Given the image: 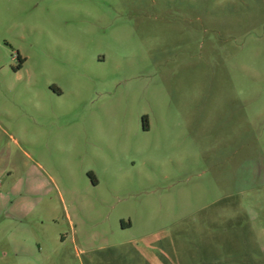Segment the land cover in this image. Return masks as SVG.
<instances>
[{"label":"rangeland","instance_id":"374dc122","mask_svg":"<svg viewBox=\"0 0 264 264\" xmlns=\"http://www.w3.org/2000/svg\"><path fill=\"white\" fill-rule=\"evenodd\" d=\"M0 264H264V0H0Z\"/></svg>","mask_w":264,"mask_h":264}]
</instances>
